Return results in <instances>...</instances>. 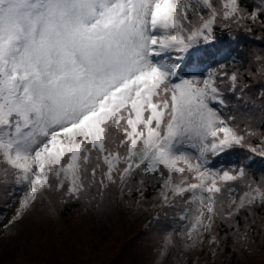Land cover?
<instances>
[{
    "label": "snow or ice",
    "instance_id": "snow-or-ice-1",
    "mask_svg": "<svg viewBox=\"0 0 264 264\" xmlns=\"http://www.w3.org/2000/svg\"><path fill=\"white\" fill-rule=\"evenodd\" d=\"M217 25L264 28V0L251 11L241 0H0V163L23 192L13 222L45 189L79 199L92 183L150 177L165 207L194 206L180 217L187 248L215 255L221 226L247 246L264 176L210 165L236 148L264 158V129L224 112L225 90L240 101L250 85L239 72L181 78L170 62L210 43ZM257 59L248 77L264 79Z\"/></svg>",
    "mask_w": 264,
    "mask_h": 264
},
{
    "label": "trees",
    "instance_id": "trees-1",
    "mask_svg": "<svg viewBox=\"0 0 264 264\" xmlns=\"http://www.w3.org/2000/svg\"><path fill=\"white\" fill-rule=\"evenodd\" d=\"M214 2L218 4V0ZM241 3L251 11L259 0H241ZM227 50L235 52L234 57L220 58ZM194 53L198 58H194ZM194 53L182 63L184 78L202 75L201 71H192L195 64L208 72H239L250 87L240 101L225 90V115H236L238 120L251 118L257 128L264 129V100L260 98L264 96V79H260L259 74L255 78L248 77L249 72L257 73L261 66L257 58L264 56V28L253 25L249 32L244 28L217 25L214 39L202 44ZM251 143L258 145L259 140L252 138ZM241 165L257 180L264 176V158L246 149L236 148L216 157L210 166L226 170ZM0 167V223L3 224L19 187L12 179L3 182L6 167L2 163ZM12 171L10 169V176ZM104 171L106 166L102 165L97 171V181ZM8 178L7 174V181ZM138 182L139 177L125 186L105 179L106 187L92 183L79 199L64 195L63 189H55L54 202L38 206V215L32 212L35 227L23 228L19 224L14 228L10 220L4 224L0 264H156L166 233H173V243L159 264H225L227 254L230 256L227 264H264V209H256V222L247 246L231 234L225 237L228 229L221 226L218 231L224 240L212 255L207 246L187 248L178 235L190 223V217L183 221L180 217L189 215L186 208L194 206L179 202L174 207H165L161 199L148 204V199L160 192L161 183L150 177L142 187ZM240 190L238 187L237 191ZM108 223L112 224L107 226L109 229L101 227Z\"/></svg>",
    "mask_w": 264,
    "mask_h": 264
},
{
    "label": "rangeland",
    "instance_id": "rangeland-1",
    "mask_svg": "<svg viewBox=\"0 0 264 264\" xmlns=\"http://www.w3.org/2000/svg\"><path fill=\"white\" fill-rule=\"evenodd\" d=\"M222 55H224V53L222 54ZM198 68H199V66L198 65H196V67L195 66H193L192 67V71H201V72H199V73H202V75H200L199 74V76H197V77H203V76H207V74H208V72H205V68H199L200 70H198ZM214 159V158H213ZM212 159V160H213ZM216 160V159H215ZM5 167H7L6 165H5ZM8 176H9V178H8V182H10L11 181V176H10V170H9V172H8ZM54 191H55V188H53L52 190H47V189H45V191L42 193V194H40L39 196H38V199H37V201L35 202V204L34 205H32V207L30 208V209H28L25 213H24V215H23V217L21 218V219H18V220H16L15 222H13V218L16 216V214H17V211H18V209H19V204H20V200H21V198H22V195H23V192H21L20 191V189L18 190V191H16V193H15V196H14V198H13V202H12V204H11V208L8 210V212L6 213V215H5V217L3 218V224L2 223H0V237H2L3 235H2V233H3V227H5L4 226V224L8 221V220H10V222H11V225L14 227V228H16V226L15 225H22L23 226V228H30V227H35L34 226V224L32 223V220H33V214H32V212H34L35 214H39L40 212H38L36 209H37V207L38 206H44V205H46V204H48V203H52V202H54ZM57 192V191H56ZM160 199V192L159 193H157V194H153L149 199H148V204H150V203H152V202H157L158 200ZM187 206V205H186ZM185 206V207H186ZM112 224L111 223H108L106 226H104V225H102L101 227H105L106 229H109V228H107V226H111ZM140 223H138L137 224V226L138 227H140ZM17 234H18V232H17ZM168 248L169 247H166L164 244H163V249H162V251H165V252H168ZM161 251V252H162ZM229 254H227V255H225V257H226V263L225 264H227V262H229V260H230V256H228ZM223 257V256H222ZM160 261L161 260H157L156 261V264H159L160 263ZM235 264H236V262H235Z\"/></svg>",
    "mask_w": 264,
    "mask_h": 264
}]
</instances>
